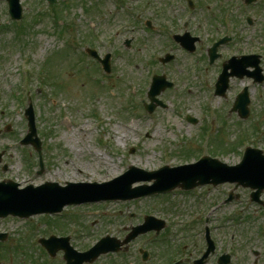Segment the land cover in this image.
<instances>
[{"label": "rangeland", "instance_id": "374dc122", "mask_svg": "<svg viewBox=\"0 0 264 264\" xmlns=\"http://www.w3.org/2000/svg\"><path fill=\"white\" fill-rule=\"evenodd\" d=\"M56 1L50 5L45 0H22L26 15L22 31L14 29L20 24L9 21L13 28L8 25L7 4L0 3V111H4L0 112V128L11 126L9 132L0 136V181L13 180L21 188L45 183L60 186H66V183H99V179L108 182L122 176L130 167L151 172L168 161L172 164L193 162L200 154V144L211 145L214 152L217 148L225 153L219 156L222 161L236 165L241 159L242 138H247L250 145L264 151V85L254 84L252 80L234 79L230 82L231 96H235L243 85L249 86L253 100L249 119L242 121L232 114L230 95L226 99L216 97L213 105L225 127L215 131V125L213 132L210 127L202 131L206 124L203 113L210 94L209 88L203 84V76L208 74L215 79L216 67L231 49L239 52L237 47H242L246 52L252 49L264 52V5L260 10L250 8L247 15L239 10L237 4H228L236 12L233 21L238 28L234 33L237 46L226 45L222 61L209 67L210 40L197 46L196 55H189L178 45L170 46L166 25L176 23V34H182L180 20L190 9L191 1L195 14L190 34L202 40L208 39L209 34L215 35L214 38L222 35L224 11L217 7L215 0H185V3L183 0H126L132 15L117 10L111 0ZM148 22L152 25L151 30ZM75 23L79 24L80 40L87 39L94 46L91 48L101 55L112 52L113 72L107 80L97 73L94 62L82 54L87 47L85 41L81 45L82 53L79 52L82 55L66 50L65 30ZM91 25L103 36V42L99 40L101 45L90 38L93 34ZM238 34L241 44L237 40ZM166 53L175 56V60L167 65L168 74L157 60V56L163 57ZM25 57L29 58L33 69L28 76H31L29 83L33 89L37 133L45 163L41 175L36 151L31 146L20 145V140L28 132L24 117L28 99L25 103L21 100L18 73L20 61ZM152 70L159 75L164 73L168 81L175 82V88L158 97L163 107L158 106L150 115L144 110V105H140V100L150 103L146 85ZM182 110L196 117L198 124L191 125L182 116ZM205 117L209 118L210 114L206 113ZM125 134L126 138L120 140ZM218 141H221L220 145H217ZM222 144L225 145L221 147ZM169 155L174 161H167ZM153 183L142 182L134 187L152 186ZM233 188L234 185L227 184L199 189L202 194L199 197L195 191L184 195L176 191L171 196L109 202L104 206H70L61 215L53 216L56 219L39 216L26 222L7 218L1 220L0 232L13 233L0 246V264L47 263L43 253L38 251L37 242L41 237H70L72 246L83 251L95 245L106 233L120 237L118 234L123 227H135L142 222L140 214L143 213L166 217L171 225L177 222V225L166 229L157 243L151 245L150 240L145 239L146 249L153 251L154 248L160 262L168 264L170 261L160 258L159 248L164 240L168 245L165 242L162 247L169 256L176 254V259L179 256L200 257L202 242L197 235L200 223L186 228L178 227V221L201 211L206 213L212 205L219 203L222 208L207 214L212 216L211 227L217 229L216 239L219 243L230 239V230L234 229L236 257L233 264H252L255 260L253 253L262 255L264 247V209L252 203L249 191L241 188L234 191ZM230 193L239 198L226 203ZM200 203L205 206L200 207ZM188 205L191 206L189 215L186 214ZM104 208L105 215L93 213ZM130 232L131 228L124 235L121 233L119 240L122 241ZM143 239L141 236L131 242L126 252L102 256L103 259L97 263L139 264L135 255L137 245ZM53 264H64L62 253ZM204 264L215 262L212 258ZM261 264H264L263 259Z\"/></svg>", "mask_w": 264, "mask_h": 264}, {"label": "water", "instance_id": "95a60500", "mask_svg": "<svg viewBox=\"0 0 264 264\" xmlns=\"http://www.w3.org/2000/svg\"><path fill=\"white\" fill-rule=\"evenodd\" d=\"M12 9H19V0H10ZM15 13V11H14ZM32 121V119H31ZM34 135V132L32 133ZM217 165V164H216ZM257 165H262L257 163ZM252 161L247 160L246 165H241L237 168H227L223 165H219L216 169L212 168L211 172H216L215 177L198 178V174L195 176H187L188 178H178V180L170 185V188H175L180 182L184 183L186 188H194L198 185L208 184L213 179L214 184H221L225 182H238L247 186H264V178H259V168H254ZM187 168V167H186ZM189 169L194 171H204L202 166H190ZM264 170V169H263ZM198 173V172H197ZM247 173H254L257 176L246 178ZM253 175V174H252ZM200 180L199 183H196ZM182 183V184H183ZM131 183L129 184L130 187ZM71 186V185H70ZM58 189L57 185H46L39 189H33L32 187L26 190H18L15 185H0V217H6L9 214L21 217H29L35 214L41 213H55L60 212L63 207L74 201H64L57 207H52L58 203V197L54 195ZM41 193V194H40ZM124 194L118 195L120 198L126 199L132 193L123 192ZM66 251H68L66 249ZM68 260L71 261V257L67 256Z\"/></svg>", "mask_w": 264, "mask_h": 264}, {"label": "flooded vegetation", "instance_id": "af4514ba", "mask_svg": "<svg viewBox=\"0 0 264 264\" xmlns=\"http://www.w3.org/2000/svg\"><path fill=\"white\" fill-rule=\"evenodd\" d=\"M217 3V7L224 13H223V19H222V25L224 27V32L222 33V35H217L215 38H213V43H217L218 41L222 40V39H230V43H232L233 41H235L234 37H229L226 36L228 34V31H230L231 29H238L237 26L235 25L234 21H233V15L235 17V9L232 7V5L229 7L228 4H237L239 10L243 13V14H247L250 13V8H256L257 10H260L263 8L264 5V0H215ZM183 2L185 3V0H183ZM192 3V2H191ZM191 3L190 7H191ZM226 5L229 7L227 8ZM192 6V10H193ZM194 11V10H193ZM194 19V15L192 16ZM250 22L251 19H248ZM192 28H193V23H192ZM192 30V29H191ZM197 30V28H196ZM213 35V34H211ZM215 36V35H213ZM237 40L238 43L241 44V41L239 40V34L237 35ZM202 43V42H201ZM234 57L236 58H241L242 56H245L246 53H239V52H235L234 53ZM233 57V58H234ZM219 62V61H218ZM263 62V59L261 60V63ZM223 70V65H220V70L218 71L217 74H221ZM237 68L232 67L231 69L228 70L229 73V82L230 79H232V77L235 76ZM247 71H251V69L247 70ZM260 73L264 74V68L259 67V71ZM258 255V256H256ZM203 256V253L200 255V257ZM255 256V260L252 262V264H261L262 263V259L264 260L263 256L261 254H256L254 253ZM198 257V258H200ZM198 258L196 260H198ZM190 261L189 259L186 261H183L182 264H195V261Z\"/></svg>", "mask_w": 264, "mask_h": 264}, {"label": "bare ground", "instance_id": "6f19581e", "mask_svg": "<svg viewBox=\"0 0 264 264\" xmlns=\"http://www.w3.org/2000/svg\"><path fill=\"white\" fill-rule=\"evenodd\" d=\"M126 136H127V134H125V135H122L120 138V140H124L125 138H126ZM78 172H82V170H78ZM74 179H77V177H75ZM91 180H94V178L92 177V179ZM99 181H102V179H99Z\"/></svg>", "mask_w": 264, "mask_h": 264}]
</instances>
